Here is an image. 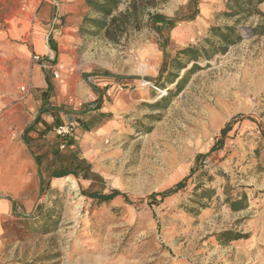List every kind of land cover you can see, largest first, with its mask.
Here are the masks:
<instances>
[{"label": "rangeland", "instance_id": "374dc122", "mask_svg": "<svg viewBox=\"0 0 264 264\" xmlns=\"http://www.w3.org/2000/svg\"><path fill=\"white\" fill-rule=\"evenodd\" d=\"M244 7L118 0L102 16L86 0H0V45L26 39L7 35L14 25L47 28L44 8L54 29L74 31L90 68L76 61L69 72L105 82L85 113L62 114L75 129L55 133L63 141L44 158L36 208L4 223L0 264H264V2L262 13ZM98 102L107 108L93 113ZM74 105L59 108L84 109ZM73 157L96 176H54ZM113 191L108 202L86 195ZM226 231L242 237H218Z\"/></svg>", "mask_w": 264, "mask_h": 264}, {"label": "crops", "instance_id": "0c3cea01", "mask_svg": "<svg viewBox=\"0 0 264 264\" xmlns=\"http://www.w3.org/2000/svg\"><path fill=\"white\" fill-rule=\"evenodd\" d=\"M40 14L41 20L50 22L47 28L38 22L27 33L23 23L14 25L9 28L7 35L11 39L23 37L26 41L12 46L0 45V244L5 242L6 237L2 234L10 214H28L36 208L41 195L42 178L46 179L44 158L52 162V147L56 149L57 143L63 141L55 135L54 129L65 122L64 113L44 111L35 123L36 113L43 105L59 108L69 102L74 103V107L90 103L96 98L95 91L105 86V82L94 79L95 75H88L81 80L78 75L69 72L68 67L76 61H80L83 66V75L90 72V68L79 60L74 31L70 27L54 29L53 24L58 19L54 16L50 20L46 9L42 8ZM32 52L44 57L48 66L42 68L32 64ZM55 66L62 68L59 78L51 75ZM21 83L24 92L19 93L18 86ZM103 97L105 99V94ZM101 108L107 107L102 105L92 112H99ZM67 146L71 147L72 144L68 143ZM48 178L50 185L57 184L58 178ZM65 179L67 177H61L60 181Z\"/></svg>", "mask_w": 264, "mask_h": 264}, {"label": "trees", "instance_id": "16d2710c", "mask_svg": "<svg viewBox=\"0 0 264 264\" xmlns=\"http://www.w3.org/2000/svg\"><path fill=\"white\" fill-rule=\"evenodd\" d=\"M88 4L93 5L95 7V9L97 10V12H99L100 14H102V16H108L111 14V12L115 9L118 0H101V1H94V0H86ZM232 2H234V8L235 10L230 11L229 13H227L228 15H234L236 14V12H238V10H244V6H248V15L252 14V13H262L257 5L264 2V0H231ZM155 20H166L164 17L162 16H156ZM103 20H98L97 23L99 24V26L103 25ZM229 31H233L234 28L233 27H227L226 28ZM213 30H218V28H213ZM101 102L96 103V107L95 108H99L100 107ZM45 105H43L42 107H44ZM39 121V116L37 117L35 123H37ZM82 123V128L85 131H89L90 128L87 125V123L80 121ZM226 131V129H222V134H224ZM73 162L75 163V167L71 169V171H63L62 173H59L57 175H54L56 177H61V176H65L67 174H73L75 176H79L81 175L82 178L88 179V178H93L96 176V174L91 170V165L90 163H88L85 159L83 158H78V157H73ZM182 184L178 183L175 187V189H178ZM172 192L171 190L168 191H164L161 193H155L152 196H150L149 198H154L156 195H161L162 197L166 196L168 193ZM120 194L118 191H113L110 194H100V193H86V195L90 198L93 199H97L101 202H108L111 198H113L114 196ZM245 207V205H243L242 203H240V201H233L231 203V208L233 210H239L241 208ZM219 238L225 237L228 238L227 240H237L240 237H242L241 234H234L232 232L226 231L223 232L221 234L218 235Z\"/></svg>", "mask_w": 264, "mask_h": 264}, {"label": "built area", "instance_id": "2783aa9c", "mask_svg": "<svg viewBox=\"0 0 264 264\" xmlns=\"http://www.w3.org/2000/svg\"><path fill=\"white\" fill-rule=\"evenodd\" d=\"M30 61L32 64H37L42 68H46L48 66L47 61L44 59V57L40 56L39 54L32 52L31 57H30ZM69 71H72V68L68 69ZM62 71L61 66H55L51 72V75L54 78H59L60 77V73ZM22 90H24V87L22 86ZM110 89L107 90V93H110ZM75 129V125L70 123L69 125H58L54 131L57 135L60 136H66L67 134H72L73 131ZM60 147H63V145H61Z\"/></svg>", "mask_w": 264, "mask_h": 264}, {"label": "water", "instance_id": "95a60500", "mask_svg": "<svg viewBox=\"0 0 264 264\" xmlns=\"http://www.w3.org/2000/svg\"><path fill=\"white\" fill-rule=\"evenodd\" d=\"M113 76H115V77H121V76H118V75H113ZM137 77L140 78V76H137ZM147 80H148V78H147ZM101 97H102V93L99 90V100H100ZM89 105H90L89 103H85L84 104V109L81 110V111L67 110V109H62V108L54 107V106H51V105H47V106L43 107L42 109H40L36 113V115L34 117V122L36 121V119H37V117L39 116L40 113H42L44 111H47V110L62 112V113H65V114H74V115H77V114H83V113H85L87 111ZM35 161L38 163V161H37L36 158H35ZM38 173H39V179H40V182H41V177H40V172H39V164H38ZM40 192L42 193V187L40 188ZM12 203L14 204V202H12Z\"/></svg>", "mask_w": 264, "mask_h": 264}, {"label": "bare ground", "instance_id": "6f19581e", "mask_svg": "<svg viewBox=\"0 0 264 264\" xmlns=\"http://www.w3.org/2000/svg\"><path fill=\"white\" fill-rule=\"evenodd\" d=\"M141 81L143 82V84H151L150 82H147L146 80H141Z\"/></svg>", "mask_w": 264, "mask_h": 264}]
</instances>
